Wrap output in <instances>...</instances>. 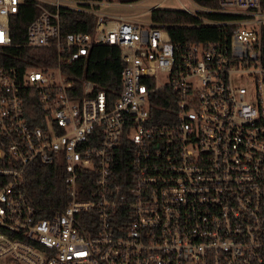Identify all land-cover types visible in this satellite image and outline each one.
Instances as JSON below:
<instances>
[{
	"label": "built area",
	"instance_id": "1",
	"mask_svg": "<svg viewBox=\"0 0 264 264\" xmlns=\"http://www.w3.org/2000/svg\"><path fill=\"white\" fill-rule=\"evenodd\" d=\"M24 1L0 0V48L13 45L8 18ZM28 1L39 11L14 45L56 56L52 65H0V264H264L260 0L178 1L217 30L178 43L162 25L99 11L118 0ZM59 7L93 14L91 31L61 35ZM96 44L117 47L119 87L109 99L81 79L73 98L62 65ZM122 138L129 171L119 183ZM33 162L63 172L66 201L48 217L18 187Z\"/></svg>",
	"mask_w": 264,
	"mask_h": 264
},
{
	"label": "trees",
	"instance_id": "2",
	"mask_svg": "<svg viewBox=\"0 0 264 264\" xmlns=\"http://www.w3.org/2000/svg\"><path fill=\"white\" fill-rule=\"evenodd\" d=\"M191 1L208 8L217 6V0ZM260 5L264 9V0H260ZM38 11L39 7L36 4L26 0L19 6L18 11L8 18L9 37L13 45L0 48V65L18 63L19 60L26 63H29V61L50 65L55 63L56 54L52 47L27 48L14 45L23 42L25 26ZM57 11L61 35L71 31H91L95 19L93 14L63 7H59ZM148 13L149 21L162 25L166 29L170 40L175 43L204 41L213 39L217 35L214 26L197 24L195 17L181 9L155 7L150 9ZM207 15L214 19L222 18V15L218 14ZM121 67L122 61L119 58L117 47L96 44L88 48L85 56L72 60L67 65H62V70L71 78V97L77 98L80 95V80L84 79L93 84L94 91L102 89L107 98L110 99L114 97L115 91L119 87ZM158 93L167 94V88L158 90ZM34 99L33 96H28L25 100L28 113H32L34 110ZM155 103H162L167 106V103L160 99L155 100ZM129 146L127 139L122 138L113 154V169L118 174L116 181L119 183L124 181L126 178L124 173L129 171ZM62 178L63 172L57 163L46 165L33 162L23 170L18 187L29 199L37 217H48L64 206L66 197ZM91 188L92 185L90 184L88 190H91ZM88 196V193L84 195V197ZM81 232L84 233V229H81Z\"/></svg>",
	"mask_w": 264,
	"mask_h": 264
},
{
	"label": "rangeland",
	"instance_id": "3",
	"mask_svg": "<svg viewBox=\"0 0 264 264\" xmlns=\"http://www.w3.org/2000/svg\"><path fill=\"white\" fill-rule=\"evenodd\" d=\"M185 6H190L188 0H134L129 2H113L112 5H101L98 7L99 11L108 14L124 15L130 17L132 20L147 22L149 21L148 8L155 6L160 8H178L179 2Z\"/></svg>",
	"mask_w": 264,
	"mask_h": 264
},
{
	"label": "crops",
	"instance_id": "4",
	"mask_svg": "<svg viewBox=\"0 0 264 264\" xmlns=\"http://www.w3.org/2000/svg\"><path fill=\"white\" fill-rule=\"evenodd\" d=\"M119 15V14H118ZM124 16V15H123Z\"/></svg>",
	"mask_w": 264,
	"mask_h": 264
}]
</instances>
